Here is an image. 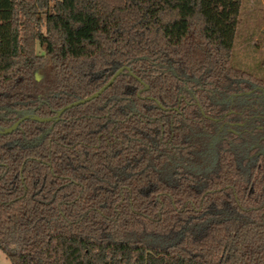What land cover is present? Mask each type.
Segmentation results:
<instances>
[{
  "label": "trees",
  "instance_id": "trees-1",
  "mask_svg": "<svg viewBox=\"0 0 264 264\" xmlns=\"http://www.w3.org/2000/svg\"><path fill=\"white\" fill-rule=\"evenodd\" d=\"M242 2L0 0V128L136 76L0 134L10 264H264V181L208 148L219 100L264 87L232 64Z\"/></svg>",
  "mask_w": 264,
  "mask_h": 264
},
{
  "label": "flooded vegetation",
  "instance_id": "flooded-vegetation-1",
  "mask_svg": "<svg viewBox=\"0 0 264 264\" xmlns=\"http://www.w3.org/2000/svg\"><path fill=\"white\" fill-rule=\"evenodd\" d=\"M235 101L238 102L234 108ZM219 103L227 104V111L212 118L217 125L208 140V148L212 152L215 142L221 141L219 152L224 157L227 148L238 149V159L232 166L221 170V181H226L227 175L229 181H264V166L261 161H256L264 153V87L252 85L249 90L233 93L219 100ZM224 142L233 145L225 147ZM260 175L262 177H256ZM262 192L264 197V182ZM233 195L237 201L236 195ZM258 208H262L264 213V198Z\"/></svg>",
  "mask_w": 264,
  "mask_h": 264
},
{
  "label": "rangeland",
  "instance_id": "rangeland-1",
  "mask_svg": "<svg viewBox=\"0 0 264 264\" xmlns=\"http://www.w3.org/2000/svg\"><path fill=\"white\" fill-rule=\"evenodd\" d=\"M243 0L237 27L235 51L232 64L241 67L256 77L262 75L261 61L264 58V5ZM264 3V0H261ZM54 0H51V4ZM256 37V39H252ZM39 79L41 74L37 72ZM212 145L214 140L212 139ZM0 264H10L0 250Z\"/></svg>",
  "mask_w": 264,
  "mask_h": 264
},
{
  "label": "water",
  "instance_id": "water-1",
  "mask_svg": "<svg viewBox=\"0 0 264 264\" xmlns=\"http://www.w3.org/2000/svg\"><path fill=\"white\" fill-rule=\"evenodd\" d=\"M125 71H127L131 76L136 77L135 74L130 70V68L128 66H122L119 69H117L116 72L111 76V78L104 85H102L98 90H96L94 93H92V94H90L84 98L75 100V101L61 107L60 109H58L56 111L54 116H52V117H40V116H37L36 114H34L32 112H27V113H24L21 117H19L16 121H14L10 126L0 128V134H9V133L13 132L21 122H23L24 120H27V119H32V120H35V121L41 122V123L42 122H56V121H58L60 116L66 110H68L72 107L84 104L86 102H89V101L97 98L98 96H100L109 86L112 85V83L115 81V79ZM34 75H35V79L39 80V77L37 76V72H35Z\"/></svg>",
  "mask_w": 264,
  "mask_h": 264
},
{
  "label": "crops",
  "instance_id": "crops-1",
  "mask_svg": "<svg viewBox=\"0 0 264 264\" xmlns=\"http://www.w3.org/2000/svg\"><path fill=\"white\" fill-rule=\"evenodd\" d=\"M259 2H260L261 5H264V3H263L261 0H253V1H252V4L255 5V3H259ZM238 22H239V20H238ZM238 24H239V23H238ZM252 39L255 40L256 37H254V38H252Z\"/></svg>",
  "mask_w": 264,
  "mask_h": 264
}]
</instances>
